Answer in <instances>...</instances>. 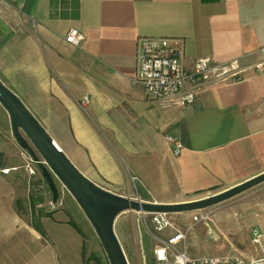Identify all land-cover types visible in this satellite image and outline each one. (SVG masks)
<instances>
[{
	"label": "crops",
	"instance_id": "obj_1",
	"mask_svg": "<svg viewBox=\"0 0 264 264\" xmlns=\"http://www.w3.org/2000/svg\"><path fill=\"white\" fill-rule=\"evenodd\" d=\"M71 28L85 34L82 46L66 40ZM141 36L182 39L187 67L203 56L249 67L264 60V0H0V79L76 167L114 193L190 202L264 173V74L212 81L195 103L163 108L134 82ZM1 146L0 128V152L10 154L0 163V264H98L70 210L38 212V180L15 168L23 152ZM249 209L213 221L222 257L264 258V198ZM239 232L248 245L227 248Z\"/></svg>",
	"mask_w": 264,
	"mask_h": 264
},
{
	"label": "built area",
	"instance_id": "obj_2",
	"mask_svg": "<svg viewBox=\"0 0 264 264\" xmlns=\"http://www.w3.org/2000/svg\"><path fill=\"white\" fill-rule=\"evenodd\" d=\"M85 38V34L78 28H71L66 35V40L76 46H82ZM183 51V40L180 38L141 36L138 40L137 73L134 82L143 84L146 95L163 108L195 103L201 90L212 81L235 82L245 78L248 71L264 74V60L243 67L241 58L215 62L211 56H203L196 59L191 67H187ZM261 51L264 54V48ZM84 101L88 102V98ZM55 144L58 146L56 142ZM177 148V152H180L179 144ZM30 160L31 163L25 168L32 177L39 170V163H46L40 158L39 161L33 157ZM47 184L45 180L39 184V193L50 191ZM57 203L51 196L40 202L39 206L54 210ZM139 213L144 218L147 214L151 215L152 226L149 229L159 241L154 249L157 264H264V258L248 260L240 256L192 257L186 246L187 233L191 227L185 231L175 226L172 215L167 212ZM193 219L194 222H207L209 214L194 215ZM168 229L173 230L172 234L163 237L161 234Z\"/></svg>",
	"mask_w": 264,
	"mask_h": 264
},
{
	"label": "water",
	"instance_id": "obj_3",
	"mask_svg": "<svg viewBox=\"0 0 264 264\" xmlns=\"http://www.w3.org/2000/svg\"><path fill=\"white\" fill-rule=\"evenodd\" d=\"M0 102L9 113L12 133L19 145L39 163L53 201L59 200L55 174L73 195L91 221L107 253L110 264H130L115 231L117 217L125 211L181 213L205 209L231 199L264 182L261 173L241 184L206 198L180 203H158L114 193L87 177L55 144V140L27 108L23 100L0 79ZM35 147V148H34Z\"/></svg>",
	"mask_w": 264,
	"mask_h": 264
},
{
	"label": "rangeland",
	"instance_id": "obj_4",
	"mask_svg": "<svg viewBox=\"0 0 264 264\" xmlns=\"http://www.w3.org/2000/svg\"><path fill=\"white\" fill-rule=\"evenodd\" d=\"M8 122L9 125L8 127H6L7 129L5 130V126L3 125L5 123L7 124ZM0 128L2 133V145H3L1 147L10 148L9 147V143H10L12 146L17 147V151L23 152L24 154L23 155L24 158H22L23 162L19 164L21 166L15 167L16 169H18V174H21L19 173V171L26 170L23 166L31 163L30 158L32 156L29 154L28 151H26V149L22 148L15 139L12 133V126H11L9 113L7 112L6 108L1 104V102H0ZM3 135H6V137ZM35 151L39 156V158L44 160L42 156L39 154V152L36 150V148ZM9 156L10 154L7 153L6 155L1 151L0 163L7 162L8 159L10 158ZM14 159L15 158H12V160ZM18 161L21 160L18 159ZM11 169L12 167L7 168L4 171H9ZM26 173L28 178H30V180L33 179V182L35 178L36 180H38L37 183L33 184L34 188L31 190L34 192V193L32 192L33 194L32 203H34V206H36L37 205L36 203H38L39 201L44 202L48 200L52 196V193L50 191L48 193L44 192L43 197L36 194V192H39L38 191L39 184L44 180L46 181L40 166H39V170L34 176L30 177L27 171ZM53 177L56 181L60 194L59 196L60 201L57 203L54 210H56L58 206L59 207L61 206L62 210L64 211L70 210L72 217L75 219L78 225L79 232H81L84 235L87 241L86 242L87 254L89 255V253L92 251L91 254L92 258H95L98 264H110L107 253L103 247V244L100 241L98 235L96 234L95 229L91 221L87 217L85 211L82 209L80 205H78V212L74 209L73 206L75 204L74 201L75 198L55 174H53ZM130 182H131L130 189H132V191L136 193L137 191L144 193L143 191L145 190V187L142 184H140L138 181L135 182L133 179H130ZM263 198H264V182L247 191H244L243 193L231 199H228L211 207H207L202 211H197L199 213L208 212L212 220L211 222V228L213 230L212 232L205 227V222L193 221V215L195 214L196 211L172 213L173 214L172 216L175 218V222H176L175 226L181 227L182 229H186L188 228V226L189 227L191 226L187 238L189 254L192 257H203V256L222 257L223 251L225 250L224 249L225 246L223 244L224 237L223 235H220L221 233L219 232L216 223L214 224L219 214L222 213L223 211H229V212L236 211V212H241L243 214H248V212L250 211L249 206L251 204L252 205L255 204L257 201L260 202V200ZM40 202L38 203V206L36 208L37 209L41 208L42 210L38 209V212L39 211L44 213L47 212L43 210L46 207L39 206ZM62 202L64 204H62ZM79 206H80V210H79ZM50 213L51 212L47 214ZM73 223L75 224V222ZM151 226L152 223H151L150 214H147L146 218H144L143 216H141V213H139L138 211H125L117 217L115 221V231L123 246V249L126 253V256L130 264H157L156 259L154 257V246L157 244V240L154 238V235L149 229ZM171 232L172 230L168 229L164 231L161 235L167 236ZM243 236H245V234L241 235L239 232V235L235 240L233 239L232 241L228 240L227 248L232 249L237 247V245H235L236 243L240 244L241 247L247 246L248 242L244 239Z\"/></svg>",
	"mask_w": 264,
	"mask_h": 264
},
{
	"label": "trees",
	"instance_id": "obj_5",
	"mask_svg": "<svg viewBox=\"0 0 264 264\" xmlns=\"http://www.w3.org/2000/svg\"><path fill=\"white\" fill-rule=\"evenodd\" d=\"M33 205H34V203H33ZM34 207H35V206H34ZM35 213H36V212H35ZM51 214H52V213H50V215H51ZM37 217H38V216H37L36 214H34V220H35V222L38 221V220H37V219H38ZM75 225H76V224H75ZM94 259H95V258H94Z\"/></svg>",
	"mask_w": 264,
	"mask_h": 264
},
{
	"label": "bare ground",
	"instance_id": "obj_6",
	"mask_svg": "<svg viewBox=\"0 0 264 264\" xmlns=\"http://www.w3.org/2000/svg\"><path fill=\"white\" fill-rule=\"evenodd\" d=\"M59 146V145H58Z\"/></svg>",
	"mask_w": 264,
	"mask_h": 264
}]
</instances>
